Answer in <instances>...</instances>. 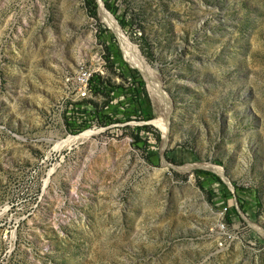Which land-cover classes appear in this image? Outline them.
I'll use <instances>...</instances> for the list:
<instances>
[{
    "label": "rangeland",
    "instance_id": "obj_1",
    "mask_svg": "<svg viewBox=\"0 0 264 264\" xmlns=\"http://www.w3.org/2000/svg\"><path fill=\"white\" fill-rule=\"evenodd\" d=\"M99 1L0 0V264H264V0Z\"/></svg>",
    "mask_w": 264,
    "mask_h": 264
},
{
    "label": "built area",
    "instance_id": "obj_2",
    "mask_svg": "<svg viewBox=\"0 0 264 264\" xmlns=\"http://www.w3.org/2000/svg\"><path fill=\"white\" fill-rule=\"evenodd\" d=\"M95 72L90 66L78 64L75 70L65 76V86L77 101L87 100L92 97V79Z\"/></svg>",
    "mask_w": 264,
    "mask_h": 264
},
{
    "label": "bare ground",
    "instance_id": "obj_3",
    "mask_svg": "<svg viewBox=\"0 0 264 264\" xmlns=\"http://www.w3.org/2000/svg\"><path fill=\"white\" fill-rule=\"evenodd\" d=\"M101 11L103 13V19L105 20V22L117 33V35L123 39L122 35L120 34L119 32V29H118V26L115 22V20L113 19V17L107 13L101 6ZM133 62V64L135 66H137L139 69H141L143 72H145L146 70V67L143 63L142 60H140L139 58H135V60H131ZM151 75V74H150ZM149 75V76H150ZM147 76V75H146ZM153 76V75H152ZM151 76V77H152ZM150 78V77H149ZM149 80V79H148ZM154 80L157 81V79H150L149 81L151 82V86H152V90L153 92L155 93V96L157 98V100L159 101V107H162V108H167L168 107V104H167V99L165 97H163L161 94H160V91H159V83L158 82H154ZM161 108V109H162ZM166 110V109H165ZM170 114V110H169V107L167 108V111L165 112V115L163 116V132L166 133L167 130H168V126H169V123H168V116ZM89 133H85L83 135H81L80 137H76V138H69L67 143L69 142H75V141H78V140H81V139H87L89 137ZM67 146V145H66ZM207 167H209L211 170L217 172L219 175H223V171L220 169V168H217V167H214L212 165H207Z\"/></svg>",
    "mask_w": 264,
    "mask_h": 264
},
{
    "label": "water",
    "instance_id": "obj_4",
    "mask_svg": "<svg viewBox=\"0 0 264 264\" xmlns=\"http://www.w3.org/2000/svg\"><path fill=\"white\" fill-rule=\"evenodd\" d=\"M98 2H99V4L101 3L99 0H98ZM102 5V4H101ZM166 144H167V141L165 140V144H164V142L161 144V146H160V157H161V160H162V162L164 163V150H165V148H166ZM197 165V164H196ZM196 167H199V166H193V168H196ZM193 168H191V169H193ZM174 170H176V171H182L183 172V168H179V167H175V168H173Z\"/></svg>",
    "mask_w": 264,
    "mask_h": 264
}]
</instances>
